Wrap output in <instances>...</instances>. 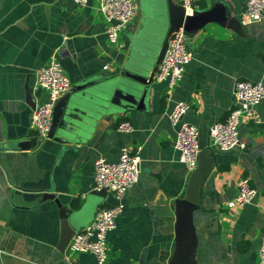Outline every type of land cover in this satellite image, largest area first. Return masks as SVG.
Returning a JSON list of instances; mask_svg holds the SVG:
<instances>
[{"label":"crops","instance_id":"1","mask_svg":"<svg viewBox=\"0 0 264 264\" xmlns=\"http://www.w3.org/2000/svg\"><path fill=\"white\" fill-rule=\"evenodd\" d=\"M137 1L135 20L113 44L106 35L100 0H90L85 7L73 0H0V264H68L67 259L71 264H97L91 254L68 256L58 250L57 206L40 202L43 194L57 195L77 215L76 226L83 230L101 206L115 203L111 194L106 198L93 194L95 162L117 161L125 146L141 147V171L126 195L117 228L109 235V264H169L176 224L171 196L184 192L192 172L175 148L177 128L169 119L170 110L178 101L189 102L192 107L183 119L198 126L205 142L211 138L210 128L224 121L234 106L237 80L264 84V19L245 22L246 0H195L197 10L220 5L229 18L242 22L243 32L213 20L189 38L194 57L183 79L172 89L166 81L155 80L149 112L141 122L136 112L106 113L84 141L65 144L67 149L45 140L31 150L8 148L32 139L35 109L26 102V88L37 105L49 98L37 86L36 73L56 49L72 86L119 70L132 43L130 36L147 13L167 2ZM171 1L181 5V0ZM256 110L254 118L241 117L244 147L221 151L210 143L216 162L202 183L195 214L200 264L259 261L264 246V102ZM125 120L133 122L134 131L118 129ZM242 177L250 178L258 194L245 208L230 209Z\"/></svg>","mask_w":264,"mask_h":264},{"label":"built area","instance_id":"2","mask_svg":"<svg viewBox=\"0 0 264 264\" xmlns=\"http://www.w3.org/2000/svg\"><path fill=\"white\" fill-rule=\"evenodd\" d=\"M77 5L85 7L90 0H73ZM101 11L107 21L106 35L113 44L119 42L121 32L132 23L139 11L137 0H100ZM187 14H193L195 0H181ZM264 19V0H246L244 20L246 23ZM194 57L189 48L188 36L183 28L174 32L169 40L168 49L159 66L157 82L166 81L169 88L176 87L183 79L185 67ZM105 69L108 67L105 66ZM37 86L48 92L49 98L39 103L32 114V126L40 140H45L52 127L54 109L61 96L72 87L67 75L59 49L50 56L49 61L36 73ZM235 103L224 121L215 123L211 128L210 143L221 151L236 147H244L240 138L239 125L241 117H256V107L264 102V84L249 79L237 80L235 84ZM192 105L186 101H178L169 112L171 124L177 128L175 148L181 161L188 170L197 167L200 147L199 128L184 121L185 114ZM122 132H132L135 127L131 120L122 121L118 125ZM140 150L130 146L122 147L117 161L100 158L95 162V191H107L113 196V205L101 206L91 224L74 235L68 245L69 254H91L97 264H109V235L117 228V220L125 210V198L133 188L140 175ZM257 190L251 185L249 177L238 181V194L228 204L230 209H242L251 204L257 196ZM67 263L71 264L67 259ZM257 264H264V246L259 251Z\"/></svg>","mask_w":264,"mask_h":264},{"label":"water","instance_id":"3","mask_svg":"<svg viewBox=\"0 0 264 264\" xmlns=\"http://www.w3.org/2000/svg\"><path fill=\"white\" fill-rule=\"evenodd\" d=\"M213 20L228 24L239 33L243 32L242 22L229 18L227 11L220 5L210 10H195L193 14H187L182 5L167 0L165 4L147 13L141 27L130 36L132 43L128 55L114 75L86 78L59 98L54 109L52 127L45 142L61 147L65 144H78L89 136L93 126L106 113L136 112V117L141 122L149 112L148 104L155 89L156 76L172 34L183 28L189 42V38ZM26 89V102L35 109L37 102L30 93L29 86ZM89 125H92L91 128ZM208 139L205 142L201 140L199 129L200 153L197 167L192 170L184 192L179 191L171 196L176 224L175 247L169 264H200L195 214L199 210L202 183L216 162L210 147V136ZM1 140L3 132L0 128ZM43 142L44 140H37L33 129L32 139L17 141L8 148L31 150L33 147H41ZM93 194L102 198L108 196L105 190L94 191ZM47 201L54 202L59 212L61 238L58 250L68 255V245L79 232L76 226L77 215L63 206L61 199L55 194H43L40 203Z\"/></svg>","mask_w":264,"mask_h":264}]
</instances>
